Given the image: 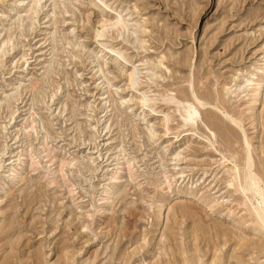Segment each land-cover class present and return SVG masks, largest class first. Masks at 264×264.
Returning <instances> with one entry per match:
<instances>
[{
	"label": "rangeland",
	"instance_id": "1",
	"mask_svg": "<svg viewBox=\"0 0 264 264\" xmlns=\"http://www.w3.org/2000/svg\"><path fill=\"white\" fill-rule=\"evenodd\" d=\"M233 166L264 184V0H0V264H259Z\"/></svg>",
	"mask_w": 264,
	"mask_h": 264
},
{
	"label": "bare ground",
	"instance_id": "2",
	"mask_svg": "<svg viewBox=\"0 0 264 264\" xmlns=\"http://www.w3.org/2000/svg\"><path fill=\"white\" fill-rule=\"evenodd\" d=\"M103 18H102V20L100 22L103 25V27L112 24L113 21H114L113 18H104V19ZM101 35H102V32H98L96 34V36H101ZM135 72H136L135 71V68L134 67H131V70L128 73V76H127L128 79H129V81H134L135 80V77H136L135 76ZM198 101L200 102V104H202V105L204 104V103H201L200 100H198ZM141 102L143 104H145V106L146 105L149 106L146 103V100H143ZM150 109L151 110H154L152 107H150ZM183 111H184V109H183ZM189 116H191V112L186 110V111H184V114L182 115V118L181 119L186 122L187 121V118ZM188 120H190V119H188ZM185 130L187 132H185ZM185 130H184V132L187 133V134H189V132H191V134L196 132L193 129H185ZM248 162H250V160ZM235 168H237V167L233 166L231 168V171L232 172H230V173H232V178L227 181V184H230L232 182V179L237 180L236 181V190L243 196V198H245L249 202L250 205L249 206L247 205L246 208L249 211V214L252 216V219L254 220V222H256V224H257V225H255L254 230L256 232L259 231V232H261V233L264 234V184H263L262 178L256 172H251L250 174H248V172H247L248 177L245 178L246 181H245L244 184H242V182L240 180L239 171L238 170H235ZM253 245H254V243H253ZM261 247H259V248H261ZM259 262H260L259 264H264V257L262 259H260ZM243 264H246V263H243Z\"/></svg>",
	"mask_w": 264,
	"mask_h": 264
}]
</instances>
